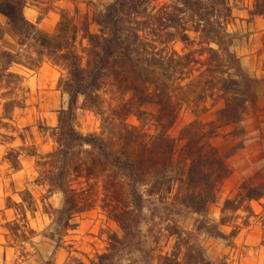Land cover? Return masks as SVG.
<instances>
[{
    "label": "rangeland",
    "instance_id": "obj_1",
    "mask_svg": "<svg viewBox=\"0 0 264 264\" xmlns=\"http://www.w3.org/2000/svg\"><path fill=\"white\" fill-rule=\"evenodd\" d=\"M115 0H27L25 17L48 35L57 32L63 14L68 15L71 26L76 27L73 44L86 62L89 46L87 33H99L95 18ZM172 0H153L151 7L159 8ZM232 17L225 22L229 36L224 46L215 43L221 57L228 60L232 53L236 61H228V71L246 84L254 96L247 103V112L237 126L225 122L219 112L226 101L219 89L207 91L199 99V87L184 86L198 74L199 65L193 63L183 68L180 79L173 82L177 118L165 130L175 143L174 158L179 160L185 138L202 137L220 155L226 158L230 173L219 186L215 204L209 205L207 216L213 223H220L221 210L226 198L241 192L243 184L259 185L264 182V17L252 14L255 0H229ZM0 51L18 52L21 64H12L9 71L19 78L0 74V264H75L76 260L91 264L98 255L109 252L110 235H121V229L103 206V189L98 184L93 206L73 214L70 228L64 227L67 215L59 216L65 203V193L51 185L48 173L50 154L58 147L59 116L69 107V95L60 86L67 70L61 61L40 50L34 40L19 44L16 33L0 14ZM192 40L183 43L176 39L170 44L180 55L199 51L208 46L204 37L189 32ZM198 56V55H197ZM60 60V59H59ZM1 69V67H0ZM182 70V69H181ZM191 90H196L194 93ZM104 107L122 102L114 88L99 92ZM147 115L139 120L129 115L127 122L141 128L148 135L162 129L157 119L158 106L142 107ZM196 122L190 132H182ZM75 128L83 133L98 136L105 134L101 117L85 105L79 97L74 116ZM112 130L106 128V134ZM70 173V172H69ZM67 184L73 188L84 186V179L71 174ZM145 193L147 192L144 189ZM148 193V192H147ZM173 194L167 203L173 200ZM22 196L27 198L23 202ZM142 222L128 245L118 256L124 264H156L157 256L171 252L175 237L174 224L185 232H194L193 221L197 216L190 209L164 206L156 197L147 195ZM177 208L179 210H177ZM219 229L230 234L227 239L198 232L191 241L199 244L211 258H226L227 264H264V198L247 200L236 212L229 225Z\"/></svg>",
    "mask_w": 264,
    "mask_h": 264
},
{
    "label": "trees",
    "instance_id": "obj_2",
    "mask_svg": "<svg viewBox=\"0 0 264 264\" xmlns=\"http://www.w3.org/2000/svg\"><path fill=\"white\" fill-rule=\"evenodd\" d=\"M152 1L115 0L99 12L95 18L99 33L86 34L89 46L85 63L74 47L76 27L71 26L67 14L62 15L53 35L44 33L25 17L27 0H0V14L16 33L20 45L34 40L40 48L39 55L47 51L48 56L59 58L57 62L61 61L67 70L60 86L69 95V107L60 112L59 147L47 162L48 173L55 171L51 185L65 193L64 207L56 212L67 215L65 228L72 227L73 214L93 206V194L101 184L103 206L122 232L110 235L109 252L98 255L91 264H124L118 262V256L142 222L147 195L156 197L164 206L184 207L198 216L193 221L194 232H185L179 224L172 226V251L158 255L156 264H227L224 257L209 258L191 239L198 232L229 238L230 234L221 231L219 225H229L247 200L264 198V182L243 184L241 192L225 199L220 223H213L207 211L209 205L216 203L219 186L230 173L226 158L204 138L197 137L185 138L181 157L175 159L176 146L165 124L172 126L177 118L173 82L181 80L178 75L192 63L199 65L198 74L179 87H199L202 100L207 91L219 89L226 101L219 110L225 122L238 126L243 121L247 103H253L254 98L247 85L249 80L243 85L228 71L227 62L236 61L232 53L226 60L210 46L215 43L222 47L230 42L226 40L229 34L225 22L232 17V7L229 0H172L159 8L151 7ZM251 13L264 17V0H255ZM189 32L206 38L209 45L180 55L170 44L176 39L189 43ZM17 56L18 52L0 51V74L19 78L9 71L12 64L22 63ZM106 88L128 97L105 108L99 92ZM80 96L101 117L105 134H83L75 128ZM146 104L159 108L157 119L162 129L153 135L127 122L129 115L143 119L147 112L142 107ZM195 124L187 125L182 132L192 131ZM108 126L112 130L106 134ZM71 174L83 178L84 186L78 189L67 184ZM172 193L173 200L167 203V195ZM22 199L28 201L25 196ZM75 264L84 263L76 260Z\"/></svg>",
    "mask_w": 264,
    "mask_h": 264
}]
</instances>
